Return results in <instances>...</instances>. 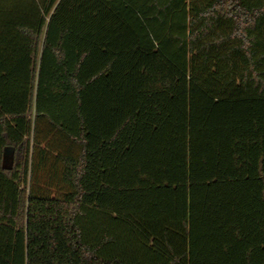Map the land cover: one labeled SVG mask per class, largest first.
Masks as SVG:
<instances>
[{
    "label": "trees",
    "instance_id": "1",
    "mask_svg": "<svg viewBox=\"0 0 264 264\" xmlns=\"http://www.w3.org/2000/svg\"><path fill=\"white\" fill-rule=\"evenodd\" d=\"M0 264H264V0H0Z\"/></svg>",
    "mask_w": 264,
    "mask_h": 264
}]
</instances>
